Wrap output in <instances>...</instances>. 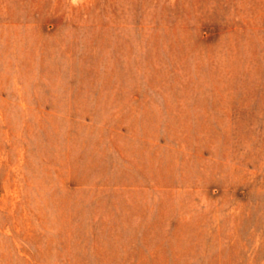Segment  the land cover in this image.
<instances>
[{
    "label": "rangeland",
    "instance_id": "obj_1",
    "mask_svg": "<svg viewBox=\"0 0 264 264\" xmlns=\"http://www.w3.org/2000/svg\"><path fill=\"white\" fill-rule=\"evenodd\" d=\"M0 264H264V0H0Z\"/></svg>",
    "mask_w": 264,
    "mask_h": 264
}]
</instances>
